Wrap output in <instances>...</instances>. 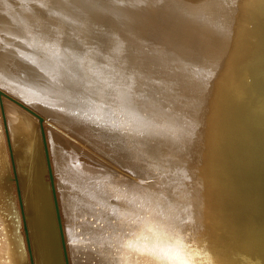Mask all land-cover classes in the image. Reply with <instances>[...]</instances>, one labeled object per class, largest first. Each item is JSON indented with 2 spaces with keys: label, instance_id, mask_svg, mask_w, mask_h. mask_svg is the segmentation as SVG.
<instances>
[{
  "label": "bare ground",
  "instance_id": "bare-ground-1",
  "mask_svg": "<svg viewBox=\"0 0 264 264\" xmlns=\"http://www.w3.org/2000/svg\"><path fill=\"white\" fill-rule=\"evenodd\" d=\"M243 42L252 50L236 53ZM208 81L213 112L198 93ZM0 89V264H31L25 224L34 263L65 264L42 129L16 102L46 117L69 264H138L142 253L158 264L176 254L222 261L182 231L174 211L184 204L199 226L218 206L212 167L222 164L223 135L214 119L223 91L234 106L226 128L243 133L264 163V0H0ZM190 117L201 135L190 132ZM113 166L173 172L199 194L173 201V179L160 178L154 192ZM204 224L198 233L207 236ZM258 227L250 249L264 264V218Z\"/></svg>",
  "mask_w": 264,
  "mask_h": 264
},
{
  "label": "water",
  "instance_id": "water-1",
  "mask_svg": "<svg viewBox=\"0 0 264 264\" xmlns=\"http://www.w3.org/2000/svg\"><path fill=\"white\" fill-rule=\"evenodd\" d=\"M217 48L218 46H216L215 51L217 50ZM249 49L252 50V47L249 45L247 46L243 42L241 43V46L240 45L237 46L236 53L240 51L241 54L242 50L250 51ZM249 53L247 54L245 53V55H248ZM235 66L236 64L233 66V69L235 68ZM251 77H252L251 73L249 72L246 73V79L248 80V87L253 91L252 84L254 79L252 80ZM225 83H227L226 80L223 81L221 85L224 86ZM207 85H208V89L203 91L205 88L201 87L198 93L199 95H203V93L204 94L206 93L208 95V109L210 110V112L212 109L213 112V104H212V100L210 99H212V95L214 94L213 91L214 89L213 86L209 83V81ZM225 92L226 91H223L221 93L220 91L222 95L220 97L221 99L218 104V107L216 108V113H219V109H220L221 119L220 118L214 119V125L218 127V129L221 131V134L223 135V140L219 141V143L216 142L217 147L218 145L219 146L221 145L220 147L223 155V160L221 161L222 164L219 165L218 170H214V167H212V177L215 179V181H218L217 189L219 191H216V194L214 193V197L216 196V199L218 200V206L214 208L212 215L208 218L206 217L203 223H201L199 226H196L193 222H191V220L189 221L187 219V216H184V212H185L184 204L180 205L181 207L178 208L176 207L174 211V219L176 220L177 218H179L178 224L182 226V231L184 229L187 231V233H190L191 235L190 237L192 238V240H195V242L199 244L201 249L204 248L205 250L208 251L220 252L221 254L224 255V257L221 259L222 261L220 260L221 261L220 263L218 262V259L213 260L212 258H210L211 261L204 262L205 264H254L253 261H255V258L258 257V254H256L255 252L252 254L250 248L253 245L250 246V243H253L252 241L256 237V235H254L253 232H255L259 228L258 227L259 221L263 222V218H264L263 211L261 210L264 207V199H262L264 198V193L261 196H259L255 192L264 189V163L263 161H261L262 159H259L258 157H253V156L251 157V149L246 145L252 143H250L246 139L243 133L239 135L238 130H232L231 128H226L225 125L227 124V120L229 121L234 114V109H233L234 106L232 107V104L229 105L228 98L224 97L223 95L225 94ZM5 95L6 94L0 89V107L3 114V120L6 122L4 110H3V104H2V97ZM16 104L20 106L23 110L28 112L29 114L37 118L42 129L41 133L43 135V143L45 148V156L47 160L48 176H49L51 190L54 199L58 235L60 239V245L62 248L65 264H69L67 244L65 240L61 213L56 195V187L54 183L55 179L49 160V155L47 151L44 130H43V123L46 120V117H43L33 108L29 107L26 104H23L21 102H16ZM196 117H190V121H188L187 124L191 126V128H189L190 132L192 133L198 132L201 135L202 129L198 127L197 125L198 120L196 119ZM215 137H217V135ZM122 142L123 144L120 142H118L117 144L118 151L116 152L118 153L119 156H122L121 153L123 152L125 153L124 149L126 147L125 146L126 141H122ZM189 145H188V150L186 149L187 154H185L186 157H184V159L187 158L188 156L189 160L187 159L185 162L192 164L193 162H195L196 156L194 158V156L192 155V153L194 152L191 151ZM138 160L136 164L138 167H140L141 163ZM106 162H108L111 165L109 161ZM12 165H13L12 180H14L15 184L18 185L17 173L15 170L13 157H12ZM181 165L179 164V169L183 167V163H181ZM113 167L116 168L120 173H122V175L125 178L130 179L131 181H135L139 185H142L151 191H154L155 184L158 182L160 178L162 179L166 178L169 179L167 181H171L174 176L173 172L172 174L169 173L165 174L164 172L158 170L155 172L153 176H147L144 175L145 173L143 174L142 169L140 170L139 168H135L136 166L134 167L113 166ZM179 169L177 170L178 173L180 172ZM247 173H249L248 179H246ZM168 186L170 187L173 186L172 187L173 201H176L175 199H178L180 197L184 198L185 196L186 199L190 200L194 196V191L197 192V195L199 194L197 190H199L200 188L199 184L197 183L192 182L188 184L187 182L186 184L183 185L181 184V182H179V180L175 181L174 179L172 180L171 183H169ZM224 192H227V194L226 193L224 194ZM229 195H232V198L234 200L229 199L228 198ZM19 198H20V193H19ZM175 205L177 206V204ZM188 206H191V203L188 204ZM229 209L231 210V212L229 211ZM202 224L210 226V227L207 226L206 229L203 228L204 232L206 231L208 233L207 236H205L202 233H198V230ZM24 231L27 238L26 243L30 255L31 264H35L32 253L31 241L29 238V232L26 224L24 225ZM165 264H172V262L167 259Z\"/></svg>",
  "mask_w": 264,
  "mask_h": 264
},
{
  "label": "snow or ice",
  "instance_id": "snow-or-ice-1",
  "mask_svg": "<svg viewBox=\"0 0 264 264\" xmlns=\"http://www.w3.org/2000/svg\"><path fill=\"white\" fill-rule=\"evenodd\" d=\"M143 255H147V259H143L142 261H139L138 264H158V260L152 253H142ZM169 261L172 262V264H193V262L189 259H186L184 257H181L180 255H169L167 257Z\"/></svg>",
  "mask_w": 264,
  "mask_h": 264
},
{
  "label": "rangeland",
  "instance_id": "rangeland-1",
  "mask_svg": "<svg viewBox=\"0 0 264 264\" xmlns=\"http://www.w3.org/2000/svg\"><path fill=\"white\" fill-rule=\"evenodd\" d=\"M48 120H50V118L48 119ZM72 224V223H71ZM80 238V237H79ZM78 240V239H77ZM82 241V240H81ZM71 242H76V240H72ZM78 244H81V243H78ZM76 247H80V246H76ZM81 248H82V246H81ZM76 257V258H75ZM79 256H76V254L74 255V260H78L79 258H78ZM82 260H84V257L82 258ZM82 260L81 259H79V261L80 262H82Z\"/></svg>",
  "mask_w": 264,
  "mask_h": 264
}]
</instances>
